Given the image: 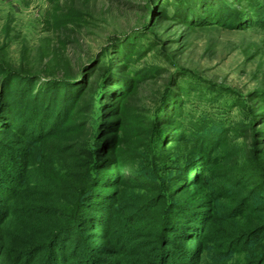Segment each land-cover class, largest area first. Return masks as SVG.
Instances as JSON below:
<instances>
[{
  "label": "trees",
  "instance_id": "trees-1",
  "mask_svg": "<svg viewBox=\"0 0 264 264\" xmlns=\"http://www.w3.org/2000/svg\"><path fill=\"white\" fill-rule=\"evenodd\" d=\"M243 2L175 0L173 20L193 29L250 28L255 10ZM88 18L83 5L56 11L51 64L43 50L40 63L28 61L25 47L16 69L0 57V264H264V108L251 112L249 127L260 114L261 127L248 129L246 152L200 155L184 140L160 138L152 148L149 137L175 121L153 117L136 124L144 154L123 161L118 131L106 130L132 122L129 103L144 75H129L127 64L149 43L125 37L121 59L102 56L87 81L91 65L74 71L62 50ZM170 85L168 78L154 116L177 100ZM253 96L264 104L263 87ZM215 160L222 171L210 165Z\"/></svg>",
  "mask_w": 264,
  "mask_h": 264
},
{
  "label": "rangeland",
  "instance_id": "rangeland-1",
  "mask_svg": "<svg viewBox=\"0 0 264 264\" xmlns=\"http://www.w3.org/2000/svg\"><path fill=\"white\" fill-rule=\"evenodd\" d=\"M174 1L0 0V46L3 48L0 57L16 69L25 47L28 61L37 56L39 60L36 61L40 63L43 50L46 52L44 63L51 64L55 59L51 53L54 51L55 54L58 45L57 33L51 26L52 16L59 8L83 5L89 16V26L77 36L64 37L66 44L62 51L64 59L76 72L86 63L91 65L84 75L85 80L90 78L91 69L106 59L102 56L110 54L109 61L113 59L114 62L121 59L116 52L125 37L141 36L142 41L149 43L144 57H137L127 64L129 75L137 76V79L144 75L129 103L132 122L106 130L107 133L118 131V144L121 145L118 154L123 161L144 154L146 149L138 148L142 137H137L136 124L141 119L152 120L153 117L156 124L170 118L175 121L171 131L155 133L153 142L149 137L152 148L157 145L155 139L160 138L162 145L169 141L177 145L178 141L184 140L200 150V155H219L223 148L235 152L236 147L246 152L251 144L248 129L261 127V114L249 127L251 112L254 107L264 108L261 98L254 99L253 96L255 91L264 88V23H257L260 18L264 22V0H244L243 3H249L255 10L250 18L256 19V23L241 29L186 27L181 21L173 20ZM248 21L249 17L242 24L246 26ZM88 60L95 61L91 64ZM168 78L169 91L177 90V100L180 95L183 102L177 105L175 98L169 100L154 116L153 109ZM179 88L182 91H178ZM118 119L123 122L121 115ZM258 135L252 136L261 138V133ZM220 142L224 146H220ZM109 145V142L103 144L102 155ZM123 148L132 156H125ZM149 149L147 153H150ZM235 158L231 162L236 161ZM203 162L200 161V165ZM216 162L211 161L210 165H216ZM220 167L218 164L215 169L222 171ZM198 168L195 167L191 174L197 173ZM124 172L127 174L129 170Z\"/></svg>",
  "mask_w": 264,
  "mask_h": 264
}]
</instances>
